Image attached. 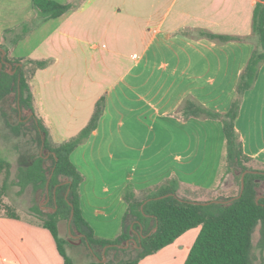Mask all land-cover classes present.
I'll return each mask as SVG.
<instances>
[{"label": "crops", "instance_id": "crops-1", "mask_svg": "<svg viewBox=\"0 0 264 264\" xmlns=\"http://www.w3.org/2000/svg\"><path fill=\"white\" fill-rule=\"evenodd\" d=\"M258 1L85 0L7 45L10 58L51 60L30 84L53 144L77 136L105 98L97 128L71 154L84 176L82 213L96 237L121 233L129 185L142 195L176 178L179 196L191 201H206L220 189L234 195L233 174L223 178L222 120L185 118L181 107L193 98L212 111L230 110L255 45L202 32L250 35ZM35 13L33 0H0V44H6L7 30ZM98 48H106L105 59L92 52ZM236 129L249 166L264 170V64L242 98ZM16 212L19 217H9L1 210L0 264H64L39 218ZM200 231L201 226L187 230L138 264H184Z\"/></svg>", "mask_w": 264, "mask_h": 264}, {"label": "trees", "instance_id": "trees-1", "mask_svg": "<svg viewBox=\"0 0 264 264\" xmlns=\"http://www.w3.org/2000/svg\"><path fill=\"white\" fill-rule=\"evenodd\" d=\"M75 1L33 0L35 16L21 25L22 32L12 42H17L41 23L79 8L85 0ZM8 31H15V29ZM202 34L220 41L243 40L251 41L255 45L240 75L236 97L229 111L221 113L209 110L193 98H187L181 107V114L185 118L194 116L222 120L227 150L225 174L238 173L239 190L235 195L208 200H228L238 195L242 175L247 171L245 189L241 197L230 203L214 202L205 205L180 197L178 194L180 182L176 178L142 195H138L134 187L129 185L124 193L128 210L122 231L114 239L96 237L93 228L84 218L80 205V185L84 176L71 160L72 152L97 128L104 111L105 98L102 97L97 101L89 123L77 136L60 144H53L49 129L36 113L34 94L30 84L35 72L47 67L51 60L12 59L8 56V49L0 46L6 50L4 56L6 62L2 64L0 59L2 66L0 67V102L12 94L16 103L14 110L18 116L15 124L8 125L19 137H26L28 123L35 133L31 144L36 146V152H31L27 156L25 165L19 167L16 184L19 186L20 193L29 185L43 190L46 193V200L49 193L51 210L45 213L40 205H35L31 207V213L39 218L40 225L47 228L53 235L64 264H77L68 254L64 244L69 242L60 236L58 227L62 219L67 220L69 224L73 210L71 231H77L79 235H82L81 239L93 257L85 264H138L145 257L158 252L173 243L184 232L197 226H201V231L184 264H258V259L261 261L259 264H264V194L257 201V197L261 195L259 186L261 182H264V170L249 166L251 158L244 151L243 142L236 129V119L241 109L242 98L246 91L253 88L260 68L264 64V0H259L254 8L250 35L245 37L220 35L205 30ZM22 60L26 61L22 62ZM10 167L11 163L7 159L0 158V174L3 172L5 174L4 181L0 185V214L3 209L2 197L9 187L7 181L11 174ZM167 194L170 195L165 196ZM16 211L7 207L5 214L9 217H19ZM257 228L259 239L255 244L254 234ZM140 230L143 233L141 241L135 244V257L119 259L109 257L110 251L114 249L126 252L127 249L121 245H125L132 237L137 239L138 236L133 234ZM152 230L154 231L149 234ZM106 246H108L107 260L104 262L102 261L103 250ZM255 248L259 249V257L254 252Z\"/></svg>", "mask_w": 264, "mask_h": 264}, {"label": "rangeland", "instance_id": "rangeland-1", "mask_svg": "<svg viewBox=\"0 0 264 264\" xmlns=\"http://www.w3.org/2000/svg\"><path fill=\"white\" fill-rule=\"evenodd\" d=\"M75 2H79L76 0ZM21 26L15 31H8L5 33L6 44H0L1 47H7L10 45V41H12L18 34H20ZM104 47V46H103ZM2 49L0 48V56L2 55ZM5 49V48H4ZM92 51V50H89ZM88 52V50H87ZM95 54L100 55L102 58H106L108 52L106 48L97 49L92 51ZM42 53V52H41ZM5 56V55H4ZM13 59V58H12ZM24 59V58H22ZM26 60H22L25 62ZM2 67V66H1ZM11 67V66H10ZM12 68V67H11ZM102 73L106 74L107 72V63L101 66ZM16 105L14 96L11 94L6 99L0 102V158L7 159L11 163V174L8 178V189L5 192V195L2 197L1 207L6 209L7 207L13 208L14 210H18L20 215L23 218L31 219L33 216L31 215V207L35 205H40L42 210L45 213L49 212L52 208L50 204V199L46 200V193L41 189H35L33 185H29L23 192H19V186L16 184L17 181V173L20 166L25 165L27 156L31 152H36V146H32L31 141L35 136L34 130L32 129L30 123L27 124V135L26 137L17 136V134L12 131L11 127L8 124H15L17 120V114L14 110V106ZM26 114V112H24ZM233 174V185L235 189L233 190V194L235 195L239 190L238 184V173L232 172ZM229 174H225L223 178ZM4 172L0 174V184L4 181ZM259 191L264 192V182H261L259 186ZM224 191L222 189L216 191L212 195H210V199L215 197H228L227 195L230 193L228 191ZM31 213V214H30ZM130 222V218L128 223ZM59 231L60 236L67 240L69 243L64 244L68 254L73 259V261L77 264L87 263L93 259L90 254L87 246L80 241L81 237L79 236L77 231L73 232V236L69 232V224L67 220L62 219L59 223ZM135 232L133 236H135ZM135 238V237H134ZM257 239H259V229L257 228L254 234V243H257ZM82 240V239H81ZM135 242H131L129 247L126 248L127 251H123L121 249L111 250L109 253V257L116 258H132L135 257L136 251L134 249ZM99 251V248H97ZM255 254L259 257L260 252L258 248L254 249ZM95 257V256H94ZM260 259L257 260L259 264Z\"/></svg>", "mask_w": 264, "mask_h": 264}, {"label": "water", "instance_id": "water-1", "mask_svg": "<svg viewBox=\"0 0 264 264\" xmlns=\"http://www.w3.org/2000/svg\"><path fill=\"white\" fill-rule=\"evenodd\" d=\"M4 55H5V50L4 49H2V55L0 56V59L2 60V64H4L6 61L4 60ZM0 67H1V65H0ZM12 67V66H11ZM14 72V71H13ZM246 173H247V171L246 172H244L243 173V175H242V178H241V189H240V193L238 194V195H236V196H234V197H232V198H230V199H228V200H207V201H204V202H200V201H192V202H194V203H199V204H205V205H208V204H211V203H214V202H219V203H230V202H232V201H234L235 199H237V198H239V197H241V195H242V193H243V191H244V189H245V175H246ZM168 195H170V194H167V195H165V196H168ZM165 196H161V197H165ZM262 197V195H260V196H258L257 197V201L260 199ZM50 199V195H49V193H48V199H47V201ZM73 216H74V210L72 211V213H71V216H70V220H69V232H70V234L73 236V234H72V232H71V227H70V225H71V222H72V219H73ZM156 229V228H155ZM154 229V230H155ZM154 230H152L149 234H151ZM142 230H140L139 232H137V234H138V239H136V238H134V237H132L130 240H128L127 241V243L125 244V245H121V247H125V248H128L129 247V245H130V243L131 242H137V241H141V238H142ZM76 237H82V235H79V236H76ZM80 241H82L81 239H80ZM88 246L90 247V250H91V252L93 253V255L96 257V255H95V253H94V251H93V249L91 248V246L88 244ZM107 247L108 246H106L105 248H104V250H103V259H102V261H106L107 260V256H106V249H107Z\"/></svg>", "mask_w": 264, "mask_h": 264}, {"label": "flooded vegetation", "instance_id": "flooded-vegetation-1", "mask_svg": "<svg viewBox=\"0 0 264 264\" xmlns=\"http://www.w3.org/2000/svg\"><path fill=\"white\" fill-rule=\"evenodd\" d=\"M136 235L138 236V234L136 233ZM138 239V238H137Z\"/></svg>", "mask_w": 264, "mask_h": 264}]
</instances>
